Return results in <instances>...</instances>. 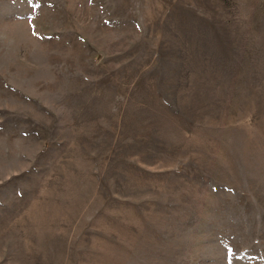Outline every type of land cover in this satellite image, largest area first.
<instances>
[{"label": "rangeland", "instance_id": "rangeland-1", "mask_svg": "<svg viewBox=\"0 0 264 264\" xmlns=\"http://www.w3.org/2000/svg\"><path fill=\"white\" fill-rule=\"evenodd\" d=\"M0 264H264V0H0Z\"/></svg>", "mask_w": 264, "mask_h": 264}]
</instances>
